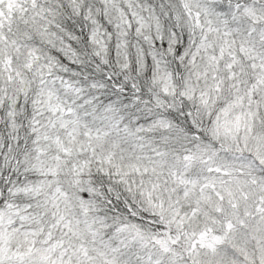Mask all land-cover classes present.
Listing matches in <instances>:
<instances>
[{"label":"snow or ice","instance_id":"1","mask_svg":"<svg viewBox=\"0 0 264 264\" xmlns=\"http://www.w3.org/2000/svg\"><path fill=\"white\" fill-rule=\"evenodd\" d=\"M0 264H264V0H0Z\"/></svg>","mask_w":264,"mask_h":264}]
</instances>
